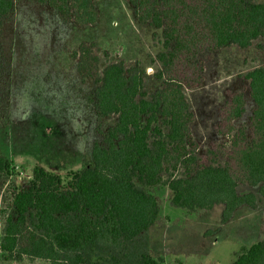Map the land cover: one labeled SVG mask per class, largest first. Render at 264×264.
Masks as SVG:
<instances>
[{
  "label": "trees",
  "instance_id": "obj_1",
  "mask_svg": "<svg viewBox=\"0 0 264 264\" xmlns=\"http://www.w3.org/2000/svg\"><path fill=\"white\" fill-rule=\"evenodd\" d=\"M58 17L77 26H95L94 0H38ZM139 24L162 29L163 50L156 55L155 77L161 85L149 92L139 61H109L95 41H82L71 52L82 81L95 85L90 99L99 119L116 116L91 158L67 182L44 167L34 168L29 185L11 193L13 213L0 237V259L48 264H164L148 251L145 233L160 206L147 189L167 185L172 204L189 211L223 204L222 222L243 205L256 208L258 186L264 197V67L244 74L254 102L250 134L245 125L231 139L214 141L199 152L191 124L194 113L185 90L201 86L205 63L222 48L249 47L264 36V2L259 0H127ZM14 0H0V36ZM0 48V55H1ZM102 57L106 64L102 66ZM2 63L0 60V74ZM215 129L234 131L245 111L241 91H228ZM226 157L219 164L217 157ZM0 151V189L12 175ZM1 194V191H0ZM232 264H264V237L243 247Z\"/></svg>",
  "mask_w": 264,
  "mask_h": 264
},
{
  "label": "rangeland",
  "instance_id": "obj_2",
  "mask_svg": "<svg viewBox=\"0 0 264 264\" xmlns=\"http://www.w3.org/2000/svg\"><path fill=\"white\" fill-rule=\"evenodd\" d=\"M264 2V0H259ZM99 11L95 26H77L61 20L56 11L38 0H14V10L6 19L0 36V151L10 161L12 175L0 191V237L6 216L13 213L11 193L29 185L39 165L60 175L64 182L71 172L90 162L95 141H101L116 116L99 119L90 99L95 85L82 81L76 72L77 60L71 52L82 41H95L109 53V61H139L145 71L149 92L161 81L156 55L163 50L162 29L139 24L127 0H94ZM204 59L201 86L185 90L194 113L191 131L205 153L214 141L231 139L241 125L249 131L254 102L244 74L264 67V36L249 47L222 48ZM102 66L106 60L102 57ZM241 91L245 111L236 119L235 130L220 135V121L228 91ZM226 157L217 162L225 164ZM160 206L155 223L145 233L148 251L164 264H232L242 248L264 237V198L258 186L239 185L240 194L254 192L256 208L243 205L222 222L223 204L211 210L189 211L172 204L167 185L149 186ZM0 264H48L42 260L23 263L0 259Z\"/></svg>",
  "mask_w": 264,
  "mask_h": 264
},
{
  "label": "crops",
  "instance_id": "obj_3",
  "mask_svg": "<svg viewBox=\"0 0 264 264\" xmlns=\"http://www.w3.org/2000/svg\"><path fill=\"white\" fill-rule=\"evenodd\" d=\"M141 25H143V24H141ZM230 47V46H229ZM264 198V197H263ZM259 202V201H258ZM242 207V206H241ZM239 209V208H238Z\"/></svg>",
  "mask_w": 264,
  "mask_h": 264
}]
</instances>
